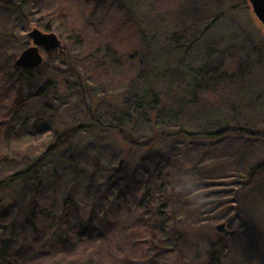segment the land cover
<instances>
[{"label":"rangeland","instance_id":"374dc122","mask_svg":"<svg viewBox=\"0 0 264 264\" xmlns=\"http://www.w3.org/2000/svg\"><path fill=\"white\" fill-rule=\"evenodd\" d=\"M84 1L29 0L23 16L0 3V80L4 73L7 85L12 63L32 46L27 35L32 29L55 34L65 48L68 29L83 39L74 54L64 48L68 65L59 51L51 60L44 54L43 63L52 66L33 75V87L37 91L51 78L54 85L45 101L28 107L27 126L9 127L0 151V180L23 170L54 143L48 131L91 125L44 165L50 204L40 217L43 238L54 232L64 237L67 229L84 221V213L60 217L74 183L81 200L90 203L92 194L82 186L96 180L93 175L107 176L120 160L133 168L151 156L167 157L175 173L166 211L175 213V228L186 236L180 254L167 262L208 264L209 253L217 248L221 264H264V174L247 185L252 170L264 163V28L248 0H107L114 6L103 4L98 12ZM45 22L50 31L41 28ZM122 22L128 23V32L113 37ZM129 51L137 54L121 61ZM96 57L104 67L80 63ZM69 66L74 72H67ZM3 99L9 100L6 95L0 100V116L10 102ZM43 107L46 116L40 120ZM34 120L39 121L32 128ZM244 128L250 135L231 132ZM72 153L74 162L68 158ZM29 185L0 196L3 207L10 209L6 219L0 214V224L17 250L34 238L30 229L22 230V200ZM121 217L118 224L123 225H110L107 229L116 234L106 238L113 254L126 248V259L114 261L92 251L55 256L45 264H138L139 254H131V246L121 239L134 236L138 218L127 211ZM219 224L236 235L217 234ZM152 259L148 264H157Z\"/></svg>","mask_w":264,"mask_h":264},{"label":"trees","instance_id":"16d2710c","mask_svg":"<svg viewBox=\"0 0 264 264\" xmlns=\"http://www.w3.org/2000/svg\"><path fill=\"white\" fill-rule=\"evenodd\" d=\"M28 1L22 0L20 4H13L10 0H0V3L10 8L15 7L19 14L23 16ZM117 1L115 0L114 2ZM91 2L94 6H92L94 12H98V9L103 4L108 5L107 7L114 6L113 1L110 3H107V0L84 1L88 7ZM50 27L49 22L41 25V28L45 31H50ZM128 27V23L122 22L116 27V31L112 33L114 34L113 37L119 36L118 33H124V31L127 33ZM61 35L64 36L60 33V37ZM65 37L68 47H63L60 56L63 64L68 65L70 58L66 53L70 55L74 54L73 52H76L80 48L83 39L80 33L74 32V29H68L65 32ZM64 48L66 53L64 52ZM133 51H129L128 55L124 54V57L122 55L123 59L121 58V61L126 62L127 59L130 60L137 54V52L132 53ZM56 53L57 51L50 52L48 54L49 59L51 60ZM106 55L109 56V59L113 58L116 63L119 61L117 60V56L112 53ZM80 63H86L89 66L91 63L98 64L101 61L96 57L94 61L83 59ZM50 65L52 66L51 63H43L36 69L27 70L15 67V63H12V72L8 74V78L11 80L9 85L3 80L4 73L1 74L0 100L6 95L9 100L3 99V101L5 103L10 102L9 106L5 105V108H2L3 114L0 116V151L4 143H6L5 139L10 136L9 127H13L15 123L27 126L28 122H30L28 107L35 101L43 102L46 100V92L54 85L55 79L51 78L47 80L45 85L36 91L33 87L35 80V76L33 75L40 72L43 74ZM98 66L100 68L104 67H101L99 64ZM67 72L72 73L74 70L69 66ZM52 75L55 76L56 74L52 73ZM46 109L43 107L41 110L43 113L40 112L42 116L40 120L45 118ZM38 121L34 120L32 128H35ZM30 125L32 124L30 123ZM92 127L91 125L82 126L59 133L52 132L51 130L48 131L50 132L49 134H52L54 143L46 147L44 152L23 170H16L0 180V196L4 191L7 192V190L15 188L20 184L29 185L30 183V188H28L30 193H25L24 200L21 198L19 200L26 202L22 230L26 231L30 229L34 236L32 241L24 246L23 250H17L12 245L11 240L9 241L6 238V227L0 224V264H45L48 261H52L55 256L63 258L77 254L91 255L92 251L98 252L101 256L106 255L110 257V260H114L113 258L115 257L117 260H121V256L126 259L129 255V253H126V248H123L122 254L121 252L113 254L114 250L110 249V243L112 242L107 240L110 232V234L115 233L114 230L109 231L107 228H110V225L122 226L123 224H118V222H121V216L125 211L133 213L138 218L134 227V236L129 238V235L125 234L121 238L122 244L125 247L131 246V254H139L138 264H148L147 261L153 260L152 258L157 260V264H169L167 261L170 260L171 256L180 254L181 248L179 246L185 242L186 236L184 233H180L179 229L175 228L179 223L175 213L171 212L168 215L166 211L168 206L170 207L169 203L171 199L168 198V194H172L171 181L175 173L172 167V159L167 157L153 158L151 156L142 159L140 164L133 168L126 161L120 160L111 168V172L107 176L100 175L99 173V175H93L92 178L97 177L96 180L88 181L82 186V189L86 193L91 192L92 194L90 203H84L81 200L82 198L78 196L80 188L74 183L71 186L69 194L61 204L60 217L68 218L70 213H76L77 217H83L85 214L84 221L72 229H67L65 231L66 236L64 237H62V234L54 232L43 238L44 233L40 229V217L50 204L45 193L47 186L44 165L47 164V160L57 151L68 147L74 137L84 131V128ZM223 132L227 131L223 130ZM231 132L244 136L250 135L245 128ZM218 134L221 133H216V135ZM121 135L123 134L121 133ZM124 138L126 139V136ZM68 158L70 162H74V153ZM260 174H264V163L252 170L247 185L253 184ZM3 205L4 201L0 198V214L6 219L5 214L10 209L3 207ZM65 223L67 225L68 221ZM117 231H119V228ZM97 244L101 246L98 248L99 250H95ZM18 258H21V260H18ZM207 262L208 264H221L220 250L217 248L212 250L209 253Z\"/></svg>","mask_w":264,"mask_h":264},{"label":"water","instance_id":"95a60500","mask_svg":"<svg viewBox=\"0 0 264 264\" xmlns=\"http://www.w3.org/2000/svg\"><path fill=\"white\" fill-rule=\"evenodd\" d=\"M252 13L264 28V0H248ZM32 46L24 50L15 61V67L33 70L40 67L44 62V54L52 51L62 52V43L53 33H44L34 28L28 34ZM215 231L224 237L233 238L235 231H229L225 224L215 226Z\"/></svg>","mask_w":264,"mask_h":264}]
</instances>
